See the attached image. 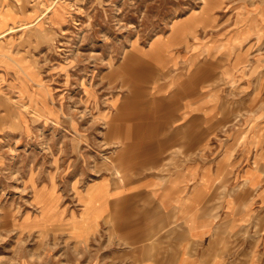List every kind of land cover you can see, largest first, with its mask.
<instances>
[{
    "label": "rangeland",
    "instance_id": "rangeland-1",
    "mask_svg": "<svg viewBox=\"0 0 264 264\" xmlns=\"http://www.w3.org/2000/svg\"><path fill=\"white\" fill-rule=\"evenodd\" d=\"M9 28L0 264H87L107 251L82 233L107 197L101 181L117 194L193 161L223 177L203 212L254 224L234 235L264 250V0H0ZM149 201L122 195L105 221Z\"/></svg>",
    "mask_w": 264,
    "mask_h": 264
},
{
    "label": "crops",
    "instance_id": "crops-1",
    "mask_svg": "<svg viewBox=\"0 0 264 264\" xmlns=\"http://www.w3.org/2000/svg\"><path fill=\"white\" fill-rule=\"evenodd\" d=\"M222 180L208 164L193 161L162 177L150 175L128 182L127 188L117 194L115 191L120 187H110L108 182L101 181L99 184L107 190V197L101 201V210L87 213L90 216L83 220L82 233L91 230L92 246L100 252L99 245L106 241L101 247L107 251L98 258L89 255L91 258L86 263L264 264V250L261 252L258 244L251 248L243 246V239L234 235L245 229L255 230L254 224L243 222V218L230 225L213 222L203 212L215 184ZM256 193L257 198L264 196V191ZM122 195L150 198V201L145 212L125 218L123 223H106L105 218L110 220L116 213L114 201ZM145 215L151 216L146 220ZM116 225L120 228L113 239L97 238L102 232H112ZM87 236L79 240L81 246H87ZM30 263L23 258L16 264Z\"/></svg>",
    "mask_w": 264,
    "mask_h": 264
},
{
    "label": "bare ground",
    "instance_id": "bare-ground-1",
    "mask_svg": "<svg viewBox=\"0 0 264 264\" xmlns=\"http://www.w3.org/2000/svg\"><path fill=\"white\" fill-rule=\"evenodd\" d=\"M54 2V1H53ZM56 2V1H55ZM56 4V3H55ZM54 4H50V8H54ZM31 24V23H30ZM182 23H178V25H176V29H175V34H174V36L176 37V36H178V35H181V30H183V27H184V24L183 25H181ZM31 26V25H30ZM16 27V26H15ZM13 31V29H10L9 28V30L8 31H6V32H3L2 34H0V37H2L3 35H6L7 33H9V32H12ZM156 46L158 47V43L156 44ZM155 52L157 53L158 52V50H155ZM185 78V77H184ZM118 172V171H117ZM118 174V173H117Z\"/></svg>",
    "mask_w": 264,
    "mask_h": 264
}]
</instances>
